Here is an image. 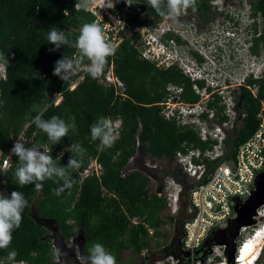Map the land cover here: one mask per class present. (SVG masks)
I'll return each instance as SVG.
<instances>
[{"label": "trees", "instance_id": "trees-1", "mask_svg": "<svg viewBox=\"0 0 264 264\" xmlns=\"http://www.w3.org/2000/svg\"><path fill=\"white\" fill-rule=\"evenodd\" d=\"M83 2L46 0L42 11V0H0V52L6 53L9 60L5 65L6 78H0V150L3 156L21 132L26 147L48 151L51 142L47 135L31 123L37 114L32 111L34 105L48 106L44 119L56 115L70 123L75 117L76 129L62 138V143L51 146V155L59 165H67L72 154L65 149L71 143L80 144L85 149L82 156L76 157L79 167L70 170L73 187L66 189L61 196L54 195L60 184L53 180H46L40 189L34 184L20 186L15 176L20 162L13 155L0 191L9 195L12 191L22 192L33 209L32 212L24 209L21 225L13 231L11 245L0 249V264H59L45 223L55 226L56 233L66 244L81 235V252L86 257L95 243L103 244L115 256L116 264L140 263L126 262L124 252H129L141 262L171 254L184 256L181 249L184 219L178 226L181 236L175 243L173 238L167 241L164 230L167 222H176L182 210L183 195L178 214L167 213V201L158 194V185L153 186L152 182H157L150 170L142 165L134 166L132 161L137 154L165 160V173L170 171L183 182L182 185L189 182L175 162V152L183 143L202 151L211 143L201 141L192 129L181 128L166 120L161 114L160 103L170 83L183 87L181 96L185 101L195 102L198 96L193 92L190 79L179 68L156 67L141 59L135 46L128 41L120 45L113 58L114 72L125 85L126 97L116 95L113 87L92 79L88 73L70 89L78 73L64 82L53 75V68L62 55L75 58L78 50L66 46L50 51L53 45L47 43V36L55 28L64 31L74 45L82 25L92 21L89 14L75 8L76 4ZM143 2L141 10L147 11L140 22L146 19L152 25L153 20L161 16L148 8L147 0ZM250 3V16L253 18L250 25L253 31L251 52L259 55L260 51L264 52V0H252ZM257 16L261 17L263 24L259 35H256L259 30L255 20ZM87 62L85 58L83 63ZM198 83L203 85L201 81ZM254 85L257 86L256 94L248 88ZM58 94L61 98L55 103ZM236 94L240 120L234 130L227 131L225 139L230 156L257 128V113L264 101V76L260 80L248 77ZM99 117L121 120L119 138L112 148L104 151L100 150V142L93 141L90 136V127ZM225 119L220 115L217 121L222 123ZM61 153L63 155L59 157ZM92 159L102 165L101 175L81 179L80 172ZM153 247L158 250L152 251ZM12 250L17 252V256L10 261L8 253ZM229 251L228 245L227 255ZM263 253L262 246L255 264L261 261Z\"/></svg>", "mask_w": 264, "mask_h": 264}, {"label": "built area", "instance_id": "built-area-1", "mask_svg": "<svg viewBox=\"0 0 264 264\" xmlns=\"http://www.w3.org/2000/svg\"><path fill=\"white\" fill-rule=\"evenodd\" d=\"M101 3L102 0H84L82 4L87 7L76 4L75 8L89 14L92 17L91 23L100 24L108 38L107 42L116 47V52L124 41H128L135 46L141 59L156 67L179 68L192 82L193 92L198 99L195 102L183 100L182 87L169 84L168 94L160 103L161 114L177 126L195 131L201 141L211 143L203 151L183 143L175 152V162L186 174L190 184L186 204L188 216L184 219L181 236L184 256L171 254L137 264H225L228 244L215 238L226 231L238 217L243 203L256 190L257 177L264 171V101L257 113L256 130L238 145L233 156L228 153L225 139L227 131L234 130L240 120L236 91L245 85L248 77L257 80L263 78L264 54L256 55L251 52V41L247 38V35L252 37L250 26L240 30L239 35L232 28L217 26L211 35L201 33L204 45L198 40L192 42L190 38L189 44L185 45L179 41L180 37H185L184 34H180L179 27L172 25L169 18L161 16L153 20L152 25L146 19L143 23L140 22L147 11L141 10L143 0H128L130 5L126 0H119L114 9H100ZM247 19L248 22L252 21L250 17ZM262 25L258 28L257 35L260 34ZM242 33L246 36L242 37ZM202 35L207 36V39L202 40ZM186 40L188 41L184 39ZM224 41L235 51L233 55L237 57L242 54L249 58L250 67L244 68L243 65L244 69L239 76H235L228 69L229 59L225 56L227 53H222L226 43ZM240 44L246 47L245 51L240 50ZM115 55L108 58L102 76L96 80L113 87L116 95L126 97L125 85L114 72ZM89 63L88 61L80 65L77 70L78 78L69 86L70 89L83 79ZM0 78H6L5 66L0 67ZM200 81L203 82L202 86L198 83ZM248 88L256 94L257 86ZM60 98L58 94L55 103ZM220 115L226 118L222 123L217 121ZM112 123L114 134L119 135L121 120L115 119ZM18 138L24 142L23 132L15 137L14 142ZM13 155L11 149L5 156L0 150V184L5 182L4 174L11 167ZM101 173L102 165L92 159L80 172V176L84 179L91 175L99 176ZM162 184L158 194L165 197L167 208L173 215H177L182 184L175 179H164ZM259 210L257 207L253 215L260 214ZM249 227L251 226L248 224L241 225L238 229V237L241 236L242 239L235 243L234 262H237L235 256L240 245L249 238L243 236Z\"/></svg>", "mask_w": 264, "mask_h": 264}, {"label": "clouds", "instance_id": "clouds-1", "mask_svg": "<svg viewBox=\"0 0 264 264\" xmlns=\"http://www.w3.org/2000/svg\"><path fill=\"white\" fill-rule=\"evenodd\" d=\"M128 3V0H126ZM119 0H102L101 8L114 9ZM129 4V3H128ZM130 5V4H129ZM148 8L169 19H177L187 9L196 11L197 0H147ZM82 7H87L82 4ZM251 22H241L234 26L232 30L238 33L241 28L250 26ZM108 38L104 34L103 28L96 22L82 25L76 42L73 45L69 36L64 31H58L53 28L47 36V43L53 45L50 51H57L61 48L75 47L78 49L75 58L62 55L55 61L53 75L59 77L62 81L70 80L76 73L84 59L90 62L87 66V73L92 79H99L104 71L109 57L114 56L116 47L107 42ZM9 64L7 54L0 52V67ZM47 105H34L32 111L37 114L31 119L38 129L45 133L51 142L48 151H40L35 147H26L21 139H17L11 153L14 154L20 166L15 170V176L20 186L34 184L36 188L43 187L46 180H53L60 184L54 190V195L61 196L66 189L73 187L71 178V169L79 167L77 156H82L85 149L80 144L71 143L65 150L72 155L68 159L67 165L62 166L57 163L51 155V146L62 143V138L68 137L70 131L76 129L75 117L70 123L59 116L53 115L49 119H44V113ZM90 136L93 141L100 142V150L112 148L119 138L114 134L113 123L110 118L99 117L90 127ZM63 153L59 155L61 157ZM62 182V183H61ZM28 201L20 191H12L9 194L0 191V249H7L12 243L13 231L18 229L22 222V213L27 207ZM250 250L246 246V253ZM54 255H60V249L53 250ZM17 252L12 250L8 253V259L14 260ZM259 258V253L251 256L249 264H255ZM88 264H116V258L106 250L103 244L95 243L90 248V255L87 257Z\"/></svg>", "mask_w": 264, "mask_h": 264}, {"label": "rangeland", "instance_id": "rangeland-1", "mask_svg": "<svg viewBox=\"0 0 264 264\" xmlns=\"http://www.w3.org/2000/svg\"><path fill=\"white\" fill-rule=\"evenodd\" d=\"M250 1L252 0H233V2L235 3V6L232 9V14H236V20L240 21V22H248V16L251 18L250 16V9H251V3ZM258 27H261L262 21H261V17L257 16V18L255 19ZM253 22V19H252ZM202 23V24H201ZM207 25H205L204 22H200L198 24V26H196V30H205L207 29L206 27ZM245 27V24L244 26ZM251 27V26H250ZM244 28H241V30H243ZM189 30V29H188ZM192 32H196V31H191L189 30V33ZM207 32V31H206ZM244 33V31H243ZM242 33V37H245L246 34ZM186 34V33H185ZM195 34V33H193ZM238 34V33H237ZM239 35V34H238ZM241 35V34H240ZM203 38L207 39V36L202 35V40ZM247 38L249 39L250 36L247 35ZM198 41L200 42V44L204 45V43L201 41V37H197ZM241 40V39H240ZM195 40H192V42H194ZM191 42V43H192ZM226 42V41H224ZM230 44V43H229ZM227 42L225 43V47H223V52L222 53H227L226 59H229V63H228V69L230 70V72H234L235 76H239L243 69L245 67H250L251 63L248 62L249 58L242 56V54L238 55L237 57H233V48H230V45H227ZM230 48L228 50V48ZM239 47L241 48L240 50H246V47L243 44H240ZM244 47V48H243ZM260 53H263L262 51H260ZM264 54V53H263ZM264 58V57H263ZM227 63V61H226ZM244 65V68L242 67ZM231 66V68H230ZM57 99V98H56ZM133 165H137V166H145L148 170H150L152 178L155 182H157V184H155L154 182H152V184H154L153 186H157L159 187V189H161V185L163 183L164 179H175L176 181H178L179 183L183 184L182 181H179L170 171H168L167 173H165L166 171H164L166 169L167 166V162L165 160H157L154 158H146L143 157L141 154H137L136 158L133 159ZM164 172V173H162ZM190 184L189 182L185 183V185H182V195H183V202H182V210L179 212V214L177 215V220L176 222H167V224L164 226V230L166 232L167 235V241H171L170 239L173 238V243H175V241L177 239L180 238L181 236V231L178 229V226L181 223V220L185 219L188 215L186 212V194L189 190ZM260 208V214H255V216L253 215L255 208ZM26 210H28L29 212H32V205H27V207L25 208ZM167 213L172 214L171 211L169 209L166 210ZM254 216V217H253ZM249 225L251 227H249V229H247V231L245 232V234L243 236H249V238L252 236H254L255 231L258 230V228H260L262 225L264 226V182L263 184L260 186L257 195L244 202L241 210H240V214L237 218V220L235 221V223H233V225L227 229L226 231L222 232V234H220L219 236H217V238H215V240L218 241H224L226 242L229 246H230V251L229 254L227 255V262H225V264H234V254H235V243L238 242L239 240L242 239L241 236L238 237V229L241 225ZM45 227H47L49 229V235L53 241L54 247L55 249H60V255L57 256V261L59 264H88V260L87 257L84 256L81 252V245H82V237L81 235H78L76 238L71 240V243L66 244L64 239L62 237H60L55 230V226H53L52 224L49 223H45L44 224ZM262 226V227H263ZM256 229V230H255ZM251 235V236H250ZM264 247V244L262 245ZM153 250H158L155 249V247L152 248ZM124 257L126 259V262H141L140 259H135L131 256V254L129 252H124ZM258 264H264V253H263V257L261 259V261Z\"/></svg>", "mask_w": 264, "mask_h": 264}, {"label": "flooded vegetation", "instance_id": "flooded-vegetation-1", "mask_svg": "<svg viewBox=\"0 0 264 264\" xmlns=\"http://www.w3.org/2000/svg\"><path fill=\"white\" fill-rule=\"evenodd\" d=\"M235 6V3L233 0H197V6L196 11H193L191 8L187 9L185 12H183L179 18L177 19H170V23L172 25L179 27V32L184 38H179V41L182 42V44L188 45L189 44V38L192 40H198L197 37L201 36L202 32H206L207 35H211L213 32V29L217 26H224L233 28L234 26L239 25L241 22L237 21L236 14H232V9ZM252 7V6H250ZM251 14V9H250ZM249 17V16H248ZM257 18V17H256ZM251 19H253L251 17ZM200 22H204L205 25H207V29L205 30H196V26ZM202 24V23H201ZM196 31V32H190ZM186 33V34H185ZM195 33V34H193ZM257 35V34H256ZM250 37V41H251ZM184 39H188V41H184ZM252 46V41L250 42ZM251 49V47H250ZM263 52V50H262ZM233 53L235 51L233 50ZM264 53V52H263ZM235 57V55L233 56ZM170 85L178 86L176 84L170 83ZM168 86H166V95L168 94ZM182 87V86H181ZM183 89V87H182ZM184 91V90H183ZM182 91V93H183ZM165 95V97H166ZM164 97V98H165ZM162 102V101H161Z\"/></svg>", "mask_w": 264, "mask_h": 264}, {"label": "bare ground", "instance_id": "bare-ground-1", "mask_svg": "<svg viewBox=\"0 0 264 264\" xmlns=\"http://www.w3.org/2000/svg\"><path fill=\"white\" fill-rule=\"evenodd\" d=\"M264 244V226L258 228V231L254 234V236L248 238L247 240L243 241V243L239 247V251L237 252V255L235 256L237 259L235 264H249V261L251 260V256L255 253L261 252V247ZM246 246L250 247V250L246 253ZM258 260V259H257ZM256 260V261H257ZM255 261V262H256Z\"/></svg>", "mask_w": 264, "mask_h": 264}, {"label": "water", "instance_id": "water-1", "mask_svg": "<svg viewBox=\"0 0 264 264\" xmlns=\"http://www.w3.org/2000/svg\"><path fill=\"white\" fill-rule=\"evenodd\" d=\"M45 7H46V0H42L41 10L44 11L45 10ZM263 182H264V171L261 174H259V176L257 177V180H256V190L254 191L253 195L250 196L246 201L254 198L257 195L258 190H259L260 186L263 184Z\"/></svg>", "mask_w": 264, "mask_h": 264}]
</instances>
